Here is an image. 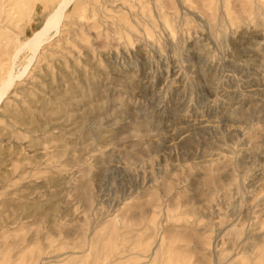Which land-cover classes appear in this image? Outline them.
Wrapping results in <instances>:
<instances>
[{"label": "rangeland", "instance_id": "374dc122", "mask_svg": "<svg viewBox=\"0 0 264 264\" xmlns=\"http://www.w3.org/2000/svg\"><path fill=\"white\" fill-rule=\"evenodd\" d=\"M61 1L0 0V264H264V0Z\"/></svg>", "mask_w": 264, "mask_h": 264}, {"label": "bare ground", "instance_id": "6f19581e", "mask_svg": "<svg viewBox=\"0 0 264 264\" xmlns=\"http://www.w3.org/2000/svg\"><path fill=\"white\" fill-rule=\"evenodd\" d=\"M66 3H67V0H62V1L59 3V6H58L57 10H55L54 13L51 14L52 16L49 17L50 14L48 15V17H49L48 22H47V24L44 23V27L42 26V28L45 29V28H47L46 26H49V28H51L50 25L54 24L55 21H56V19H58V21H59V18L61 17V15H59L60 17L58 16L59 18H57L56 14L58 15V13H60V11L63 9V7L66 6ZM61 12H62V11H61ZM58 21H57V22H58ZM56 24H57V23H56ZM53 27H54V26H53ZM42 28H41V30H38V32H36V33L33 35V37L30 38V40H29L28 42H26V43L30 45L31 43L33 44V42H34V43L36 42L37 45H39V43H40V42H39V38L41 37L42 33L44 32V31H43L44 29L42 30ZM55 28H56V27H55ZM47 29H48V28H47ZM47 29H45V30L47 31ZM48 31H49V30H48ZM48 31H47V32H48ZM47 32H45V33H47ZM43 37H44V34H43ZM43 37H42V38H43ZM42 40H43V39H42ZM42 40H41V41H42ZM41 44H42V43H41ZM37 45H36V46H37ZM33 46H34V48H35V45H33ZM36 49H37V48H36ZM36 49H35V50H36ZM35 50L33 49L34 52H35ZM10 83H11V80H7L6 83H5V86H6V87H4V85H3L2 88H4V89L6 88V89H7V88L9 87ZM4 89H2V91L0 92V102H1V95L3 94Z\"/></svg>", "mask_w": 264, "mask_h": 264}]
</instances>
